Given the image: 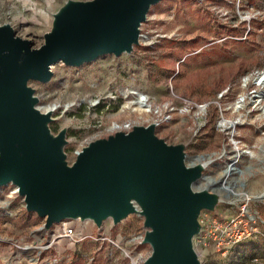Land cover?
Listing matches in <instances>:
<instances>
[{
    "label": "rangeland",
    "instance_id": "rangeland-1",
    "mask_svg": "<svg viewBox=\"0 0 264 264\" xmlns=\"http://www.w3.org/2000/svg\"><path fill=\"white\" fill-rule=\"evenodd\" d=\"M66 1L0 0V24H10L38 47L52 27V14ZM139 31L130 53H107L79 66L52 64L48 81L28 82L36 107L51 110L53 134L65 129L68 163L93 139L151 122L159 137L182 143L189 157L211 160L206 171L216 179L223 178L236 147L243 150L240 171L227 175V193L213 211H202L210 217L244 206L259 219L262 235L225 253L200 247L194 238L195 251L201 264H264V195L257 197L264 193V94L260 105L249 102L262 88L254 76L264 71V0H160L150 6ZM138 92L150 112L134 110ZM225 119L235 121L234 128L224 126ZM12 189V184L0 187V264H144L150 254L142 242L141 215L116 224L105 219L100 227L64 219L45 230L44 219L27 212ZM244 193L254 197L246 200ZM62 225L73 230L72 238L52 235ZM12 239L35 248L14 258Z\"/></svg>",
    "mask_w": 264,
    "mask_h": 264
},
{
    "label": "water",
    "instance_id": "water-1",
    "mask_svg": "<svg viewBox=\"0 0 264 264\" xmlns=\"http://www.w3.org/2000/svg\"><path fill=\"white\" fill-rule=\"evenodd\" d=\"M159 1L68 0L52 14L38 47L0 24V187L16 186L25 210L43 218L45 230L64 219L100 227L105 219L116 224L141 215L142 242L150 246L144 264H201L193 244L198 216L213 211L229 190L232 157L216 179L206 171L211 160L189 157L182 143L159 137L151 122L93 139L68 163L65 129L51 132V110L36 107L28 85L48 81L60 60L79 66L107 53H130L148 9Z\"/></svg>",
    "mask_w": 264,
    "mask_h": 264
},
{
    "label": "built area",
    "instance_id": "built-area-1",
    "mask_svg": "<svg viewBox=\"0 0 264 264\" xmlns=\"http://www.w3.org/2000/svg\"><path fill=\"white\" fill-rule=\"evenodd\" d=\"M262 71L254 76L257 77ZM264 72V71H263ZM255 83V81H254ZM13 185V184H12ZM12 193H16V186L13 185ZM198 221L201 223L198 234L194 236L196 238V244L200 247H207L209 245L213 248L226 252L243 241L258 238L262 235L259 230L260 221L255 215L246 211L244 206L232 213H217L210 215V217L201 211L198 216ZM61 223V222H60ZM61 232L57 231V234L52 232L54 237H69L74 235L73 230L66 225H62ZM264 236V234H263ZM11 248L13 249V257H19L21 255H28L32 253L35 246L32 243L24 241L22 239H12L9 241ZM195 248V241L193 239ZM28 252H30L28 254ZM128 254V253H127ZM131 256L130 254H128ZM132 264H135L132 261Z\"/></svg>",
    "mask_w": 264,
    "mask_h": 264
},
{
    "label": "bare ground",
    "instance_id": "bare-ground-1",
    "mask_svg": "<svg viewBox=\"0 0 264 264\" xmlns=\"http://www.w3.org/2000/svg\"><path fill=\"white\" fill-rule=\"evenodd\" d=\"M244 81H246V77L244 78ZM255 83L256 84H258L259 86H261L262 88L259 90V91H257V93H255L253 96H251L250 98H249V102H250V104L252 105V106H255V105H260L259 104V101H260V99H262L261 97L263 96V94H264V72L262 71L257 77H255ZM242 99H243V96L240 98V100L239 101H237L238 102V105H236L235 106V108H237L238 106H240L243 102H241L242 101ZM134 103H135V105H136V107L134 108V110L136 111H138V113H142V112H150L151 111V105H149L147 102H146V97L142 94V93H140V92H138L137 93V96H136V98H135V101H134ZM201 107L202 108H204L205 107V105L204 104H202L201 105ZM261 109H263L264 110V106L262 105V107H261ZM235 121H233V120H224L223 121V125L225 126H227V127H229V128H234V126H235ZM236 148H238V147H236ZM239 149V148H238ZM239 157H240V150H238V151H235V154L233 155V157L231 158L233 161H235V164L233 165V167L231 168V170H226V173H228V175L231 173V172H235L236 170H237V161H238V159H239ZM232 174V173H231ZM228 181V180H227ZM263 194V193H262ZM262 194H260V195H262ZM242 196H243V198L244 199H246V200H248V199H250V198H252V197H254V196H252L251 194H249V193H244V194H242ZM241 195H240V197H242ZM257 196H259V195H257ZM257 198V197H256Z\"/></svg>",
    "mask_w": 264,
    "mask_h": 264
}]
</instances>
